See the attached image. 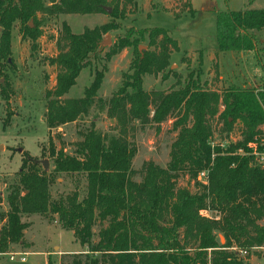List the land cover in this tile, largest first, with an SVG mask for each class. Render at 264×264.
<instances>
[{
  "label": "trees",
  "instance_id": "16d2710c",
  "mask_svg": "<svg viewBox=\"0 0 264 264\" xmlns=\"http://www.w3.org/2000/svg\"><path fill=\"white\" fill-rule=\"evenodd\" d=\"M107 2L0 0V94L6 105L13 94L7 70L15 68L11 52L14 24L19 23L21 38L32 42L33 51L41 34L38 13L97 14L105 12ZM123 12L113 6L110 16L123 19ZM117 28L109 23L74 34L63 23L58 53L48 59V65L57 71L54 87L45 92L44 119L49 130L88 113L104 69L94 73L83 97H63L90 58L100 57L102 35ZM263 29L264 9L219 12L218 51L257 53L254 32ZM145 36L159 52H137L120 88L107 102V116L121 127L132 121L159 127L175 115L172 130L177 135L166 167L148 161L142 180L135 182L132 160L136 148L127 141L125 131L106 139L91 126L75 143L73 154L56 149L49 138L52 170L45 171L39 160L25 154L18 181L4 198L8 209L0 213V254L7 253L12 244L23 243L29 227L22 222L24 215L57 216L61 228L71 232L81 247H87L86 252L63 254L61 264H248L240 251L264 248V166L254 156L264 137V91L235 86L223 93L209 91L201 83L200 73L191 72L182 88L152 97L143 88L144 76L163 71L169 51L178 49L167 30L131 28L117 38L113 54L136 46ZM219 106L223 108L220 112ZM215 115L227 132L239 122L242 139L226 147L212 146L208 118ZM203 171L207 172L206 182L198 179ZM61 174L84 178L81 199L76 186L71 194L52 200L50 186ZM181 175L187 177L188 184L193 183L194 191L177 187ZM216 232L222 234L224 244L219 243Z\"/></svg>",
  "mask_w": 264,
  "mask_h": 264
},
{
  "label": "rangeland",
  "instance_id": "374dc122",
  "mask_svg": "<svg viewBox=\"0 0 264 264\" xmlns=\"http://www.w3.org/2000/svg\"><path fill=\"white\" fill-rule=\"evenodd\" d=\"M107 1V8L118 6L119 10L123 9V19L114 20L110 13L105 12L51 15L38 13L41 34L35 41L36 49L33 51L32 42L21 38L19 23L14 24L11 52L15 68L7 70L13 94L9 106L2 96L0 102V195L3 198L0 213L8 209L4 198L18 181L25 154L39 161L47 160L50 171L53 163L48 151L49 138L56 149L63 148L67 154H73L75 143L82 140L85 129L91 126L106 139L119 137L125 131L127 141L136 148L132 160V178L135 182L142 180L143 167L148 161L159 167H166L170 160L171 145L177 135L172 130L175 115L159 127L141 126L136 121L121 127L107 116V102L120 88L124 74L129 72L137 52H159V47L149 45V39L145 36L136 46L125 47L113 54L117 38L127 34L131 28L135 31L162 28L167 30L168 36L178 46L177 50L169 51L168 65L163 71L144 76L143 88L152 97L156 93L168 94L182 88L191 72L200 73L201 83L209 91L223 93L232 86L264 91V29L254 32L257 53L219 52L216 42V16L219 12L264 9V0H187L186 4L183 0ZM63 23L74 34L109 23L118 25V28L102 35L103 41L106 38L109 41L102 46L100 57L90 58L89 65L80 72L75 85L63 97H83L94 73L104 69L101 87L88 113L75 122L49 130L44 119L45 92L54 87L57 71L55 67L48 65V59L58 53L57 39ZM222 109L219 106L218 111ZM208 124L211 128L212 146L226 147L242 139L243 128L239 122L233 125L230 132L224 131L223 122L218 115L208 118ZM76 186L81 199L85 195L84 178L61 174L50 186L52 200L71 194ZM177 187H189L194 191L193 183L188 184L184 175L179 177ZM22 222L29 224L24 231L23 243L12 244L7 253L0 254V264H61L63 254L88 250L75 241L71 232L61 228L57 216L24 215ZM2 223L0 221V228ZM98 229L97 226L94 231L98 232ZM216 235L219 243L224 244L225 240L221 243L222 234L216 232ZM14 253L21 255L10 261L9 256ZM20 257H25V262H20ZM244 260L248 264H264V248L252 249L244 256Z\"/></svg>",
  "mask_w": 264,
  "mask_h": 264
},
{
  "label": "built area",
  "instance_id": "2783aa9c",
  "mask_svg": "<svg viewBox=\"0 0 264 264\" xmlns=\"http://www.w3.org/2000/svg\"><path fill=\"white\" fill-rule=\"evenodd\" d=\"M0 102H1V94H0ZM255 156V160L260 164V165H263L264 166V137L261 139V149L260 151L256 152L254 154ZM198 179L202 182H206V179H207V172L206 171H203L201 172L199 175H198ZM21 254H17V253H14V254H11L9 256V259L10 261H14V257L15 256H20ZM247 255V251H240V257L241 258H244V256ZM20 262H25V257H20Z\"/></svg>",
  "mask_w": 264,
  "mask_h": 264
},
{
  "label": "water",
  "instance_id": "95a60500",
  "mask_svg": "<svg viewBox=\"0 0 264 264\" xmlns=\"http://www.w3.org/2000/svg\"><path fill=\"white\" fill-rule=\"evenodd\" d=\"M104 10H105V12L106 13H111V9L110 8H104ZM30 26H32V23H30ZM0 31H1V29H0ZM109 41V38H106V40H104L103 42H102V46L104 45V44H106L107 42ZM139 50H141V49H139ZM40 162V164L42 165V167H43V169L45 170V171H48V168H49V166H48V161L47 160H43V161H39ZM222 241H224V238H221V243H222Z\"/></svg>",
  "mask_w": 264,
  "mask_h": 264
}]
</instances>
